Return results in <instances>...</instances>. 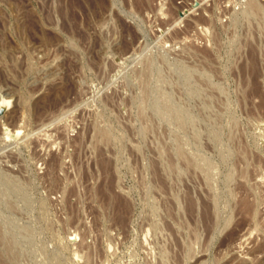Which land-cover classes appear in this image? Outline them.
Returning a JSON list of instances; mask_svg holds the SVG:
<instances>
[{"label":"rangeland","instance_id":"1","mask_svg":"<svg viewBox=\"0 0 264 264\" xmlns=\"http://www.w3.org/2000/svg\"><path fill=\"white\" fill-rule=\"evenodd\" d=\"M0 264H264V0H0Z\"/></svg>","mask_w":264,"mask_h":264},{"label":"bare ground","instance_id":"2","mask_svg":"<svg viewBox=\"0 0 264 264\" xmlns=\"http://www.w3.org/2000/svg\"><path fill=\"white\" fill-rule=\"evenodd\" d=\"M254 5V4H253ZM253 8V7H252ZM253 10V9H252Z\"/></svg>","mask_w":264,"mask_h":264}]
</instances>
